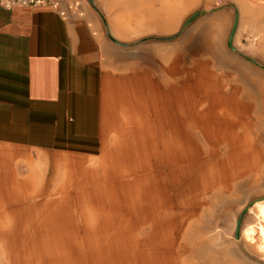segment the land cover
<instances>
[{
  "label": "rangeland",
  "instance_id": "obj_1",
  "mask_svg": "<svg viewBox=\"0 0 264 264\" xmlns=\"http://www.w3.org/2000/svg\"><path fill=\"white\" fill-rule=\"evenodd\" d=\"M69 1L79 2L83 15L85 7L93 9L101 21L104 72L149 75L120 102L117 127L108 132L102 156L84 167L87 174L63 167L54 180L38 162L29 176L28 163L13 160L15 175H0V264H37L43 250L64 264H142L164 255V264H264L258 233L253 241L243 234L258 222L256 204L264 201V12L239 14V0ZM171 90L177 96L170 105L164 96L168 101ZM179 98L189 115L183 114V129L190 136L191 123L201 143L197 178L204 174L212 182L204 188L199 180L192 195L180 192L181 176L167 192L159 189L151 202L173 224L178 249L151 251L144 243L148 225L107 207L113 200L106 195L118 182L134 184L129 189L138 193L143 173H155L149 162H163V173L175 171L177 161L166 159L174 137L162 113L171 107L180 117ZM122 222L137 242L133 250H91L89 230L101 249Z\"/></svg>",
  "mask_w": 264,
  "mask_h": 264
},
{
  "label": "crops",
  "instance_id": "obj_2",
  "mask_svg": "<svg viewBox=\"0 0 264 264\" xmlns=\"http://www.w3.org/2000/svg\"><path fill=\"white\" fill-rule=\"evenodd\" d=\"M244 9L264 12V0H239V14H243ZM101 28L97 13L88 7L84 8V15L69 20H62L46 6L0 7V175L13 177L12 169L17 166L12 161L17 160L20 165L28 163L31 176L36 174L35 169L40 162L46 167V175H52L55 180L61 168L68 167L78 172L77 169L102 156L108 132L113 126L117 127L120 102L128 101V96L140 87L141 77L146 79L149 72H134L126 76L104 72L103 58L107 46L99 36ZM163 94L167 95V92ZM179 94L182 95V91ZM176 96L177 91L171 90L168 101L164 96L166 104L169 102L171 105ZM179 106L180 117L171 107L162 113V123L174 137V143L166 147V159L177 161L175 171L163 173L160 169L163 162L151 161L148 167L154 168L155 173L149 170L143 173L145 185L137 190L138 193L129 189L134 188V184L118 182L106 195L113 200L107 207L118 211L123 208L130 221L148 225L144 243L151 251L178 249L173 240V224L166 218H160L163 211L151 202H156L159 189L161 194L167 192L181 181V176L185 181L180 192L192 195L199 180L204 188L212 182L204 174L197 178L201 143L194 138L191 123L190 136L183 129V114L188 115V112H184L180 98ZM210 120L220 128V119L213 116ZM239 144L240 141L236 140L235 145ZM190 157L194 162L186 164ZM85 168L83 171L87 174L88 169ZM4 177H0V183ZM97 200V205L105 206L100 204L99 198ZM261 202L256 204L257 220V205ZM135 215L143 218L130 219ZM257 225L258 222L247 228ZM116 231L112 237V250H119L115 237L130 238L137 245L133 236L124 233L127 231L125 223L119 224ZM140 246L144 247L143 244ZM134 247L130 246L128 250ZM43 251L46 253L37 264H64L60 258L54 257L52 250ZM150 253L161 254L160 251ZM164 258L169 257L155 256L140 259V262L164 264ZM74 264L86 263L80 259Z\"/></svg>",
  "mask_w": 264,
  "mask_h": 264
},
{
  "label": "built area",
  "instance_id": "obj_3",
  "mask_svg": "<svg viewBox=\"0 0 264 264\" xmlns=\"http://www.w3.org/2000/svg\"><path fill=\"white\" fill-rule=\"evenodd\" d=\"M36 6L50 8L62 20H69L71 17H81L83 15L80 3L69 0H0V7L6 9Z\"/></svg>",
  "mask_w": 264,
  "mask_h": 264
},
{
  "label": "bare ground",
  "instance_id": "obj_4",
  "mask_svg": "<svg viewBox=\"0 0 264 264\" xmlns=\"http://www.w3.org/2000/svg\"><path fill=\"white\" fill-rule=\"evenodd\" d=\"M54 213H59V212H54ZM257 216H258V225L255 226H250L249 228H247L245 230V232L243 234H245V237L247 239H252V241L254 240L252 238V235H254L255 233H258L259 238H260V247L261 249L264 250V201H262L261 203H259L257 205ZM89 235L88 236V242L90 243V246L92 247L91 250H112V239L108 245V247L106 246L105 248H94V235L92 234L91 230H89ZM87 234V232H86ZM116 243L118 245L119 250H128L130 249V246H136V244H133L132 240L130 238H116ZM98 243V242H97Z\"/></svg>",
  "mask_w": 264,
  "mask_h": 264
},
{
  "label": "water",
  "instance_id": "obj_5",
  "mask_svg": "<svg viewBox=\"0 0 264 264\" xmlns=\"http://www.w3.org/2000/svg\"><path fill=\"white\" fill-rule=\"evenodd\" d=\"M232 35H233V32L231 33V36H230V38H229V42H228L229 46H231ZM238 224H239V222L237 223V226H238Z\"/></svg>",
  "mask_w": 264,
  "mask_h": 264
}]
</instances>
